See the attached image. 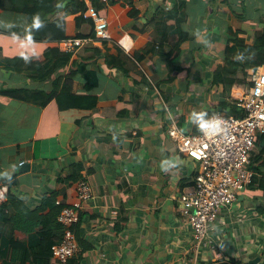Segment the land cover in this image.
I'll use <instances>...</instances> for the list:
<instances>
[{"label":"crops","instance_id":"0c3cea01","mask_svg":"<svg viewBox=\"0 0 264 264\" xmlns=\"http://www.w3.org/2000/svg\"><path fill=\"white\" fill-rule=\"evenodd\" d=\"M70 1L63 0V7ZM184 1L182 30L188 37L173 60L158 52L141 61L137 55L158 41L157 13L172 9L176 0H108L99 10L109 38L93 49H78L75 64L41 83L0 66V90L60 93L40 105L0 92V183L7 193L0 243L6 242L5 257L33 264L35 248L45 244L41 232L49 209L44 202L54 198L71 204L77 182L87 179L93 196L74 226L79 250L66 264H264V190L258 187L239 191L212 223L207 245L197 252L192 248L180 195L191 189L200 163L181 154L172 134L175 127L187 134L201 131L188 119L194 110L209 116L240 113L236 100L251 86L254 69H239L237 77L246 80L230 87L213 78L235 37L251 45L264 30V0ZM39 22L36 27L26 14L0 9V60L40 56L56 47L52 40L93 32L91 19L64 9ZM83 59L96 72L97 84L89 85L82 73L66 82L67 73ZM88 94L96 97L91 108L85 107L88 98L80 97ZM164 159L174 161L166 171Z\"/></svg>","mask_w":264,"mask_h":264},{"label":"built area","instance_id":"2783aa9c","mask_svg":"<svg viewBox=\"0 0 264 264\" xmlns=\"http://www.w3.org/2000/svg\"><path fill=\"white\" fill-rule=\"evenodd\" d=\"M107 2L108 0H102ZM86 5L81 16L93 21V32L86 36H73L55 41L63 51L76 53L81 47L100 45L109 38L106 17L94 5V0H84ZM253 84L236 100L238 115L213 114L222 118V131L213 135L187 134L175 127L172 131L181 154L200 163L191 189L180 195L182 216L190 225L197 252L209 241V230L221 208L232 205L239 191L251 182L254 170L250 155L258 134L264 132V67L250 74ZM24 161L19 165H23ZM77 198L69 205L61 200L58 221L63 227L59 243L51 248L58 264H66L79 250L74 226L80 221L84 203L92 198L93 189L87 179L77 182ZM7 199L4 185L0 183V205Z\"/></svg>","mask_w":264,"mask_h":264},{"label":"trees","instance_id":"16d2710c","mask_svg":"<svg viewBox=\"0 0 264 264\" xmlns=\"http://www.w3.org/2000/svg\"><path fill=\"white\" fill-rule=\"evenodd\" d=\"M115 2L117 0H110ZM94 5L100 9L104 2L102 0H94ZM86 7L84 1H70L63 7V0H11V4H7V0H0V9L9 8L13 11L22 12L27 15L28 19L35 22L46 21V15L53 13L58 9L66 11L81 12ZM133 10V8H132ZM132 14L136 13L131 11ZM186 19L185 1L176 0L175 6L170 10L159 11L156 16L155 23L158 26L159 38L158 41L149 43L146 49L137 55L138 60L149 52H158L162 57L173 60L180 52V44L185 40L188 35L182 30V24ZM173 20V23L171 21ZM171 23V24H170ZM177 35L176 42H172V36ZM56 39L52 41H58ZM95 45L88 44L83 46L85 49H93ZM95 52H101V49L95 47ZM256 58H251V55ZM225 64L218 68L217 73L214 75L213 81L215 83H222L226 87L232 86L234 83L245 81V78L237 77L238 70H248L253 68L255 72L260 71L264 65V30L256 34L253 44H242L238 38H234V44L228 45L225 50ZM76 58L73 53L63 51L58 47L46 49L40 56H24L22 58H3L0 60V66L7 69L19 72L32 81L44 82L52 78L57 71L68 66L75 64ZM78 73H82L86 77L89 85L97 84L96 72L87 68V63L84 59L78 68L71 69L66 76V82ZM65 82V81H64ZM249 84L253 82L250 80ZM1 93L18 98L26 99L36 102L40 105H46L54 96L60 93L57 89L51 91L46 90H30L27 88L6 87L0 90ZM88 98L85 107H93L96 103V97L88 94L87 96H80ZM60 99V98H59ZM256 146V145H255ZM251 152V168L254 170V175L251 182L248 183V188H260L264 190V172L262 165H264V134L261 136L259 152L253 156L254 150ZM260 171V176L257 170ZM44 205L49 210L44 214V230L41 232V239H45V244L35 248L38 251L35 262L33 264H55L52 256V246L61 241L63 236V227L58 221V214L61 206L56 203L54 198H47ZM4 204L0 205V212L3 211ZM6 242L0 243V264H17L5 257Z\"/></svg>","mask_w":264,"mask_h":264},{"label":"clouds","instance_id":"9594fccd","mask_svg":"<svg viewBox=\"0 0 264 264\" xmlns=\"http://www.w3.org/2000/svg\"><path fill=\"white\" fill-rule=\"evenodd\" d=\"M35 26L36 27L40 26V22L38 19L35 21ZM188 119L193 124H195L205 135H213L222 131V124H223L222 118L218 116L210 117L207 111L194 110L189 114ZM172 163H174L173 160L164 159L161 162V168L166 171L169 165Z\"/></svg>","mask_w":264,"mask_h":264},{"label":"water","instance_id":"95a60500","mask_svg":"<svg viewBox=\"0 0 264 264\" xmlns=\"http://www.w3.org/2000/svg\"><path fill=\"white\" fill-rule=\"evenodd\" d=\"M257 261H258V258L254 259L252 263H257Z\"/></svg>","mask_w":264,"mask_h":264},{"label":"rangeland","instance_id":"374dc122","mask_svg":"<svg viewBox=\"0 0 264 264\" xmlns=\"http://www.w3.org/2000/svg\"><path fill=\"white\" fill-rule=\"evenodd\" d=\"M25 86V84H23Z\"/></svg>","mask_w":264,"mask_h":264}]
</instances>
